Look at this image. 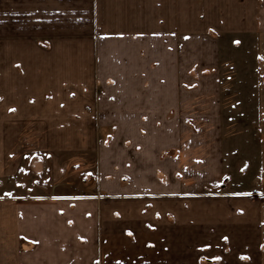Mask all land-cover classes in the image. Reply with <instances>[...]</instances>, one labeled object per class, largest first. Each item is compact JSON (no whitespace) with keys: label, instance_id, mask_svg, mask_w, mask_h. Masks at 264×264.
I'll list each match as a JSON object with an SVG mask.
<instances>
[{"label":"crops","instance_id":"1","mask_svg":"<svg viewBox=\"0 0 264 264\" xmlns=\"http://www.w3.org/2000/svg\"><path fill=\"white\" fill-rule=\"evenodd\" d=\"M258 28L264 0H0V264H264V157L206 70Z\"/></svg>","mask_w":264,"mask_h":264},{"label":"rangeland","instance_id":"2","mask_svg":"<svg viewBox=\"0 0 264 264\" xmlns=\"http://www.w3.org/2000/svg\"><path fill=\"white\" fill-rule=\"evenodd\" d=\"M215 38L218 46L211 56L217 57L218 63L207 66L206 70L219 74L223 95V134L264 157V145L260 143L264 142V28L249 33L219 34ZM94 158L92 156L81 163L90 164L94 171ZM84 169L86 172L83 171L79 180L91 173L86 167ZM69 178L74 179L72 173ZM42 180L44 185L45 178Z\"/></svg>","mask_w":264,"mask_h":264},{"label":"snow or ice","instance_id":"3","mask_svg":"<svg viewBox=\"0 0 264 264\" xmlns=\"http://www.w3.org/2000/svg\"><path fill=\"white\" fill-rule=\"evenodd\" d=\"M236 43H239L238 41ZM10 110H14V109H10ZM226 239V238H225Z\"/></svg>","mask_w":264,"mask_h":264}]
</instances>
